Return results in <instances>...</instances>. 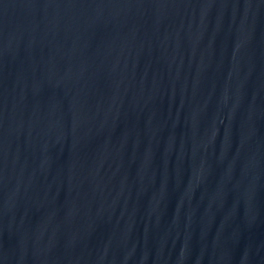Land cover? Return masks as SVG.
Segmentation results:
<instances>
[{
	"label": "water",
	"instance_id": "obj_1",
	"mask_svg": "<svg viewBox=\"0 0 264 264\" xmlns=\"http://www.w3.org/2000/svg\"><path fill=\"white\" fill-rule=\"evenodd\" d=\"M0 264H264V0H0Z\"/></svg>",
	"mask_w": 264,
	"mask_h": 264
}]
</instances>
